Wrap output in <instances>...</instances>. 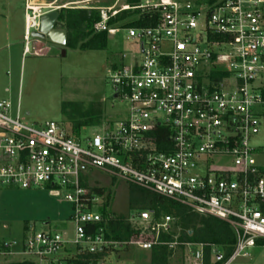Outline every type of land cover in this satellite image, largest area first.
I'll return each instance as SVG.
<instances>
[{"label": "built area", "instance_id": "obj_1", "mask_svg": "<svg viewBox=\"0 0 264 264\" xmlns=\"http://www.w3.org/2000/svg\"><path fill=\"white\" fill-rule=\"evenodd\" d=\"M99 1L25 0L26 53L41 18L69 7L98 11L94 30L108 36L126 31L137 50L121 57L110 78L114 96L129 106L127 116L93 137L76 138L55 121L25 123L20 107L14 116L12 104L0 102V188L50 189L55 197L64 191L74 223L72 240L57 232L33 233L17 252L16 242L0 241V256L72 264L76 254L129 245L193 249L187 254L194 264H203L207 248L212 264L250 258V250L264 249V167L251 145L264 121V0L91 5ZM145 9L159 12L155 26L109 25L123 11ZM158 129L169 139L160 149ZM94 173L228 223L236 233L233 253L223 260L209 244L165 242L162 235L172 232L175 219H158L150 209L127 214L147 240L105 241L95 228L103 221L105 197L91 191ZM111 203L109 218L120 215Z\"/></svg>", "mask_w": 264, "mask_h": 264}, {"label": "rangeland", "instance_id": "obj_2", "mask_svg": "<svg viewBox=\"0 0 264 264\" xmlns=\"http://www.w3.org/2000/svg\"><path fill=\"white\" fill-rule=\"evenodd\" d=\"M75 0H62L67 3ZM116 0H103L92 6H110ZM145 1V0H144ZM158 3L159 0H150ZM202 2L204 0H181ZM122 3H119L121 5ZM49 52L42 57L33 55L32 44L29 55L22 58L25 47H0V102L9 101L15 116L20 107L23 122L42 123L55 121L76 138L84 140L99 134L105 124L116 122L127 116L128 104L114 99L111 85L112 71L122 63L123 55H131L137 47L126 31L108 36L104 49H71L43 41ZM62 51H66L62 57ZM12 53V54H11ZM13 55V65L4 66L7 55ZM251 145L260 150L256 162L264 167V121L260 132L251 140ZM97 182L94 188H103L111 195V211L127 215L133 210H148L150 198H145L126 182L113 180L94 173ZM94 182V179L92 183ZM63 191L55 197L50 189L21 190L0 188V241L16 242L20 246L33 233L57 232L66 240L74 237L73 205L66 200ZM164 216V215H163ZM178 223L174 237L178 238L184 228ZM171 250V249H169ZM169 264H194L189 259L193 249L171 250ZM187 252H189L187 254ZM250 258L239 260V264H264V249L249 251ZM22 256H0V264L22 261ZM151 252L135 247L127 252L114 253L106 264H150Z\"/></svg>", "mask_w": 264, "mask_h": 264}, {"label": "trees", "instance_id": "obj_3", "mask_svg": "<svg viewBox=\"0 0 264 264\" xmlns=\"http://www.w3.org/2000/svg\"><path fill=\"white\" fill-rule=\"evenodd\" d=\"M216 0H204L198 3H213ZM143 0H121V5H126L131 8L138 7ZM159 12L153 9L142 10H127L121 12L117 17L109 22L110 26L122 28L130 27H153L159 20ZM100 20L98 11H89L82 9H63L60 11V21L64 23L67 31V45L71 49H104L107 45L108 34L106 32L97 33L94 26ZM164 130H157V141L160 149L162 141L169 139L163 135ZM73 136V135H72ZM134 190L142 193L145 198H150V210L155 211L156 217L161 219L165 216H171L181 222L185 229L182 235L178 237L180 243L187 244H209L220 253H223V260H226L234 251L236 244V233L232 227L223 221L216 218L205 216L192 211L190 208L174 203L165 198L151 194L144 190L134 188ZM99 196L105 197L104 208L101 209L103 221L95 228L103 230L105 241L126 244L132 240L140 238L147 240L145 236H141L132 224L128 222L127 215H115L111 218L107 216L106 209L111 203V195L106 194L103 188H93L91 190ZM164 215V216H163ZM178 223L173 225V230L170 234L162 235V240L165 242H173L175 240L174 233ZM94 228V229H95ZM135 248L129 245H113L105 246L96 253L83 252L76 254L69 262L72 264H106L107 260L114 253L127 252L129 249ZM184 250V247H180ZM168 246L153 247L151 252L150 264H169V259L172 256L173 249L169 250ZM7 264H37L35 261L22 260L9 262ZM203 264H212L211 248L205 250ZM220 264V262L216 263Z\"/></svg>", "mask_w": 264, "mask_h": 264}, {"label": "crops", "instance_id": "obj_4", "mask_svg": "<svg viewBox=\"0 0 264 264\" xmlns=\"http://www.w3.org/2000/svg\"><path fill=\"white\" fill-rule=\"evenodd\" d=\"M40 2H49L53 0H39ZM60 4H66L61 3ZM76 1H69L67 3H74ZM103 1V0H101ZM100 2V1H99ZM112 6V5H110ZM103 6V7H110ZM25 0H0V47L4 49L5 45H12L13 47L18 46L19 50L22 42L24 41V29H25ZM67 9H75V8H67ZM34 45L33 55L35 57H42L46 53L49 52V49L44 47L43 41L33 40L29 46V52L26 53L24 49L21 51V57L29 55L31 52V45ZM40 51V53H36ZM12 54V53H11ZM15 57L12 55H7L3 61L4 66L10 67L13 65V59Z\"/></svg>", "mask_w": 264, "mask_h": 264}, {"label": "water", "instance_id": "obj_5", "mask_svg": "<svg viewBox=\"0 0 264 264\" xmlns=\"http://www.w3.org/2000/svg\"><path fill=\"white\" fill-rule=\"evenodd\" d=\"M32 38L38 41L48 40L50 43L65 48L67 45V31L63 22L60 21V11L44 15L40 20V31L33 33ZM66 51H62L65 57ZM117 99V96H114Z\"/></svg>", "mask_w": 264, "mask_h": 264}]
</instances>
